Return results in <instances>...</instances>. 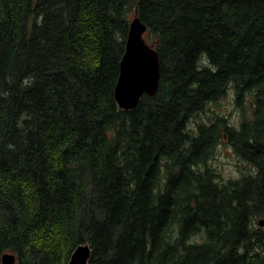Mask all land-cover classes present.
Listing matches in <instances>:
<instances>
[{
	"label": "trees",
	"instance_id": "trees-1",
	"mask_svg": "<svg viewBox=\"0 0 264 264\" xmlns=\"http://www.w3.org/2000/svg\"><path fill=\"white\" fill-rule=\"evenodd\" d=\"M136 12L160 83L121 109ZM262 218L264 0H0V264H264Z\"/></svg>",
	"mask_w": 264,
	"mask_h": 264
},
{
	"label": "water",
	"instance_id": "water-1",
	"mask_svg": "<svg viewBox=\"0 0 264 264\" xmlns=\"http://www.w3.org/2000/svg\"><path fill=\"white\" fill-rule=\"evenodd\" d=\"M146 24L137 12L130 20L126 50L120 64L115 99L122 109L135 108L144 94L154 96L160 83V58L157 50L146 40ZM264 226V218L259 221ZM92 250L88 243L78 245L67 264H89ZM17 256L6 252L2 264H16Z\"/></svg>",
	"mask_w": 264,
	"mask_h": 264
},
{
	"label": "rangeland",
	"instance_id": "rangeland-1",
	"mask_svg": "<svg viewBox=\"0 0 264 264\" xmlns=\"http://www.w3.org/2000/svg\"><path fill=\"white\" fill-rule=\"evenodd\" d=\"M201 64L209 65L210 63L207 58L203 56ZM243 104L244 99L242 101L237 100L233 91L229 90L228 95L224 99H222L218 104L211 105L210 110L205 114H202L201 118L199 117L198 119L207 121L208 118L214 115L215 112L225 111L229 114L230 121L237 123L242 114ZM213 163L218 168L224 179L229 177H238L240 171L247 168L246 163L239 159L225 142L218 146Z\"/></svg>",
	"mask_w": 264,
	"mask_h": 264
},
{
	"label": "bare ground",
	"instance_id": "bare-ground-1",
	"mask_svg": "<svg viewBox=\"0 0 264 264\" xmlns=\"http://www.w3.org/2000/svg\"><path fill=\"white\" fill-rule=\"evenodd\" d=\"M122 109V108H121Z\"/></svg>",
	"mask_w": 264,
	"mask_h": 264
}]
</instances>
